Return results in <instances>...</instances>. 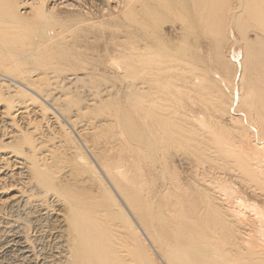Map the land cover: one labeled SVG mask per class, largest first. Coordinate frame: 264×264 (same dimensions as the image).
Returning <instances> with one entry per match:
<instances>
[{
  "label": "rangeland",
  "instance_id": "rangeland-1",
  "mask_svg": "<svg viewBox=\"0 0 264 264\" xmlns=\"http://www.w3.org/2000/svg\"><path fill=\"white\" fill-rule=\"evenodd\" d=\"M23 2L0 0V27L9 28L0 54L29 67L16 73L22 81L28 75L30 88L14 93L28 110L16 115L17 125L39 122L76 146L68 118L98 155L135 146L120 133L124 125L141 134L143 264H169L160 247L182 235L195 248L224 255V264H260L264 126L245 98L259 84L264 90L261 32L247 22L232 25L218 44L211 30L181 31L171 16L149 30L160 42L148 48L139 31L131 38L126 0ZM34 92L41 97L28 104Z\"/></svg>",
  "mask_w": 264,
  "mask_h": 264
},
{
  "label": "bare ground",
  "instance_id": "bare-ground-1",
  "mask_svg": "<svg viewBox=\"0 0 264 264\" xmlns=\"http://www.w3.org/2000/svg\"><path fill=\"white\" fill-rule=\"evenodd\" d=\"M126 2L125 8L134 20L135 32L130 33L131 38L138 39L136 31H139L140 39L148 48L160 42L149 30L171 16L181 23V31L211 30L218 36V44L224 41L229 26L240 28L244 22L258 29L264 39V0ZM10 12L7 10L10 17H17ZM8 29L3 31L0 27V47ZM18 31L12 30L10 34ZM118 45L128 44L118 42ZM41 61L46 60L42 57ZM28 69L27 61H17L10 52L0 54V115L3 118L0 121V195L16 192L9 200L0 201V264H143L141 233L144 230L137 218L144 206L143 137L124 125L120 133L134 140L135 146H130L127 154L114 155L107 148L98 155L68 118L63 117V121L79 137L76 146L58 138L60 132L39 122L29 120L18 126L16 115L28 110L26 102H14V93L22 86L29 91L30 88L26 84L28 75L22 81L16 73L20 70L26 73ZM257 86L254 89L257 96L248 91L245 103L264 126V90L260 84ZM36 96L40 95L34 92L27 103L34 102ZM6 179L15 181L3 186ZM169 239L168 244L160 247L169 264H224V255L195 248L183 235ZM257 257L256 261L264 264V258Z\"/></svg>",
  "mask_w": 264,
  "mask_h": 264
}]
</instances>
